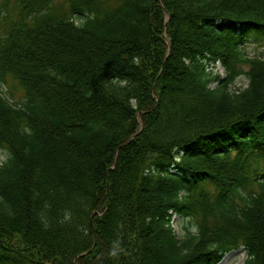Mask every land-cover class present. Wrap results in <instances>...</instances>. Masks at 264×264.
I'll return each instance as SVG.
<instances>
[{
  "label": "trees",
  "instance_id": "trees-1",
  "mask_svg": "<svg viewBox=\"0 0 264 264\" xmlns=\"http://www.w3.org/2000/svg\"><path fill=\"white\" fill-rule=\"evenodd\" d=\"M65 1L0 0V264H264V0Z\"/></svg>",
  "mask_w": 264,
  "mask_h": 264
},
{
  "label": "rangeland",
  "instance_id": "rangeland-1",
  "mask_svg": "<svg viewBox=\"0 0 264 264\" xmlns=\"http://www.w3.org/2000/svg\"><path fill=\"white\" fill-rule=\"evenodd\" d=\"M60 5L63 7V9L60 11L61 13L63 11L65 13L69 9L68 3H66L65 0H55V7H59ZM9 22V20L6 21L4 17H2V19L0 20V26ZM243 50L249 57H263L264 38L256 34L248 37L246 43L243 46ZM216 70H218L222 77H224V69L220 65H217ZM247 85L248 81L245 78H242L236 83V87L245 88L247 87ZM0 89L4 95L8 96L10 102H14L19 106L25 102V90L11 77H7L4 82H0ZM5 157L6 156L1 157L0 162L5 159ZM173 223L175 232L179 237H183L186 235V228H194V226L196 225L194 222H189L180 216H175L173 218ZM247 258L248 257L246 249L240 248L227 254L220 264H245Z\"/></svg>",
  "mask_w": 264,
  "mask_h": 264
},
{
  "label": "water",
  "instance_id": "water-1",
  "mask_svg": "<svg viewBox=\"0 0 264 264\" xmlns=\"http://www.w3.org/2000/svg\"><path fill=\"white\" fill-rule=\"evenodd\" d=\"M86 254H82V255H80V257H82V256H85ZM75 263H77V260L75 261Z\"/></svg>",
  "mask_w": 264,
  "mask_h": 264
}]
</instances>
